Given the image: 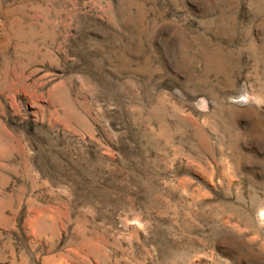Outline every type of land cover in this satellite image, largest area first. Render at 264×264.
<instances>
[{
  "label": "rangeland",
  "instance_id": "obj_1",
  "mask_svg": "<svg viewBox=\"0 0 264 264\" xmlns=\"http://www.w3.org/2000/svg\"><path fill=\"white\" fill-rule=\"evenodd\" d=\"M0 264H264V0H0Z\"/></svg>",
  "mask_w": 264,
  "mask_h": 264
}]
</instances>
